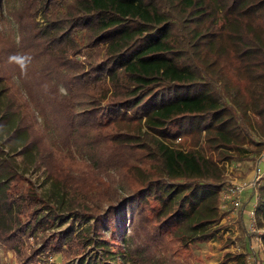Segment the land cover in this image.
<instances>
[{
	"label": "trees",
	"instance_id": "trees-1",
	"mask_svg": "<svg viewBox=\"0 0 264 264\" xmlns=\"http://www.w3.org/2000/svg\"><path fill=\"white\" fill-rule=\"evenodd\" d=\"M263 152L264 0H0V264H189Z\"/></svg>",
	"mask_w": 264,
	"mask_h": 264
},
{
	"label": "rangeland",
	"instance_id": "rangeland-1",
	"mask_svg": "<svg viewBox=\"0 0 264 264\" xmlns=\"http://www.w3.org/2000/svg\"><path fill=\"white\" fill-rule=\"evenodd\" d=\"M5 31L7 30L5 29ZM179 142H181L179 139L175 141L176 144ZM256 163L258 164L256 165ZM222 165L226 184H228L230 180L250 178L253 175V171L256 172V169L260 172L264 170V152L255 160H242L234 164L223 162ZM31 180L35 183L40 192H44L48 189V183L44 182L40 174L31 176ZM251 192L252 190H247L245 192L242 207L233 213L230 205L225 204V207L222 208V212H224V218L222 220L225 219V221H220V229L208 242L197 243L191 246L189 264H223L225 254H237L238 252L246 254L247 264H264V247L260 239V234L264 233V228H258L255 225L254 231L249 229L248 212L254 209L253 200L250 199L252 196ZM33 243V238L29 237L27 244L33 245ZM1 257L3 262L15 264L12 253L3 254ZM50 259L55 264L61 262L59 254ZM74 264L78 263L75 262ZM124 264L131 263L127 262ZM165 264L177 263L166 262ZM226 264L235 263L234 261H230Z\"/></svg>",
	"mask_w": 264,
	"mask_h": 264
},
{
	"label": "built area",
	"instance_id": "built-area-1",
	"mask_svg": "<svg viewBox=\"0 0 264 264\" xmlns=\"http://www.w3.org/2000/svg\"><path fill=\"white\" fill-rule=\"evenodd\" d=\"M258 163H256L257 165ZM264 174V170L262 172L256 169V172L253 171V175L250 178L242 179V180H230L222 193L221 196V208L225 207V204H229L232 208V213L237 211L242 207L244 194L247 190H252L255 195V189L258 181ZM249 217V229L254 231V227L256 225L254 211L250 210L248 212Z\"/></svg>",
	"mask_w": 264,
	"mask_h": 264
},
{
	"label": "crops",
	"instance_id": "crops-1",
	"mask_svg": "<svg viewBox=\"0 0 264 264\" xmlns=\"http://www.w3.org/2000/svg\"><path fill=\"white\" fill-rule=\"evenodd\" d=\"M222 221H225V219H224V220H222Z\"/></svg>",
	"mask_w": 264,
	"mask_h": 264
}]
</instances>
